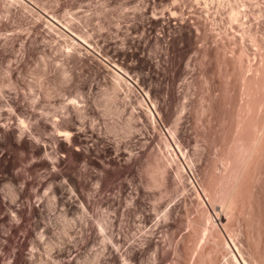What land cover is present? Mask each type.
<instances>
[{"label": "rangeland", "instance_id": "374dc122", "mask_svg": "<svg viewBox=\"0 0 264 264\" xmlns=\"http://www.w3.org/2000/svg\"><path fill=\"white\" fill-rule=\"evenodd\" d=\"M0 246L264 264V0H0Z\"/></svg>", "mask_w": 264, "mask_h": 264}, {"label": "bare ground", "instance_id": "6f19581e", "mask_svg": "<svg viewBox=\"0 0 264 264\" xmlns=\"http://www.w3.org/2000/svg\"><path fill=\"white\" fill-rule=\"evenodd\" d=\"M17 225H19V224H17ZM12 226H13V227H12V228H13V231L16 232V229H17L16 226H14L13 224H12ZM17 227H18V226H17ZM19 228L21 229V227H19ZM10 229H11V228H10ZM18 230H19V229H18ZM24 230H25V228H24ZM24 230H23V231H24ZM28 230H29V229H28ZM23 231H22L21 234H23V233L26 234V233H27V232H26L27 230H25L24 232H23ZM20 232H21V231H20ZM12 233H13V232H12ZM25 234H24V236H25ZM14 236H15V234H14ZM27 236H28V235H27ZM30 236H31V235H30ZM18 237H21V238H22V236H20V235H19ZM25 237H26V236H25ZM30 239H31V237H30ZM18 240H19V239H18ZM20 240H21L22 243L24 242V239H20ZM20 240H19V241H20ZM16 241H17V240H16ZM29 241H30V240H29ZM29 241H28V242H29ZM10 243H11V240H10ZM12 243H14V242H12ZM12 243H11V244H12ZM22 243H21V245H22ZM8 244H9V243H8ZM19 244H20V243H19ZM12 245H13V244H12ZM14 245H15V244H14ZM24 245H25V244H24ZM28 245H29V244H28ZM9 246H11V245H9ZM25 246H26V245H25ZM0 247H1V246H0ZM13 247H14V246H13ZM22 247H23V245H22ZM24 248H25V247H24ZM3 249H4V248H3ZM4 250H5V249H4ZM4 250H3V251H4ZM6 250H7V248H6ZM21 251H22V250H21ZM21 251H20V252H21ZM20 252H19V253H20ZM14 254H15V253H14ZM14 254H13V255H14ZM1 255H3L2 252H0V256H1ZM2 257H3V256H2ZM16 257H17V263H19L18 261H19V258H20V254L17 253ZM22 257H23V256H22ZM4 259H5V258H4ZM22 259H23V258H22ZM22 259H21V261H20L21 263H22ZM5 260H6V259H5ZM2 263H3V261H2ZM2 263H1V264H2ZM3 264H4V263H3Z\"/></svg>", "mask_w": 264, "mask_h": 264}]
</instances>
